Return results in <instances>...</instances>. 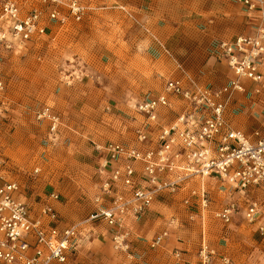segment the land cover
I'll list each match as a JSON object with an SVG mask.
<instances>
[{"label":"rangeland","instance_id":"1","mask_svg":"<svg viewBox=\"0 0 264 264\" xmlns=\"http://www.w3.org/2000/svg\"><path fill=\"white\" fill-rule=\"evenodd\" d=\"M116 1L125 10L116 6L95 12L68 29L51 28L46 37L21 52H0V81L4 86L0 90V179L18 184L28 201L57 193L58 204L67 206L76 218L59 214L65 225L83 223L95 210L100 183L97 148L108 142L134 143L136 121L141 120L134 104L161 94L174 72L169 56L177 57L169 31L180 26V20L182 27L197 32L205 30L210 20H221L223 36L214 41L252 34L264 26L262 14H251L233 0H184L198 13L180 18L173 5L169 12L174 16L159 20L140 14L142 0ZM213 9L227 13L220 18L209 16ZM262 10L264 14V7ZM155 26L166 28L172 40L171 48L165 46L161 56L149 47L153 41H161L153 32ZM208 51L214 57L211 45ZM218 62L223 78L209 84L199 79L201 83L217 88L233 79L228 66ZM234 100L228 118L235 129L250 134L264 128V96L249 92L238 94ZM45 107L51 108L64 125L58 136L51 134L48 122L37 120V112ZM242 116L249 122L247 129L236 123ZM220 185L212 192L217 203L211 211L231 199L229 188ZM186 195L188 191L159 198L163 202L157 217L202 235L197 243L198 264L203 244L216 252L212 264H223V256L234 264H264V242L241 217L224 226L206 214L203 224L197 217L191 219L199 210L184 206ZM113 248L94 245L91 238H84L68 264H130ZM176 253L181 251L175 249L174 256Z\"/></svg>","mask_w":264,"mask_h":264},{"label":"built area","instance_id":"2","mask_svg":"<svg viewBox=\"0 0 264 264\" xmlns=\"http://www.w3.org/2000/svg\"><path fill=\"white\" fill-rule=\"evenodd\" d=\"M233 1L264 16V0ZM97 5L98 0H0V52H21L51 28L79 24L100 9ZM211 47L233 74L227 85L210 87L182 71L166 82L161 94L134 104L141 118L134 143L108 142L97 148L99 190L95 210L82 224H104L117 252L131 251L127 223L146 215L159 198L185 191L184 206L199 209L191 219L199 216L204 222L210 213L230 226L241 217L264 242V128L246 134L228 118L238 94L264 96V26L252 34L214 40ZM173 101L180 109L166 124L161 115L176 105ZM37 120L48 122L52 135L58 133L61 120L51 108L38 111ZM219 184L229 188L231 199L211 211L217 203L212 192ZM58 201L57 193L28 201L18 184L0 179V264L68 263L85 225L63 224L53 205ZM167 237L163 232L150 247H161ZM215 256L203 244L200 264H212ZM222 263L234 264L228 256Z\"/></svg>","mask_w":264,"mask_h":264},{"label":"crops","instance_id":"3","mask_svg":"<svg viewBox=\"0 0 264 264\" xmlns=\"http://www.w3.org/2000/svg\"><path fill=\"white\" fill-rule=\"evenodd\" d=\"M175 1L176 2L173 3V0H142L143 6L140 7L139 12L142 16H150L149 19L157 17L158 20L161 18L165 19L166 17L174 16L173 13L169 12V10L173 8V5L177 6V8H175V15L179 16L180 18L194 16L196 13H198L197 9L191 3H184V0ZM128 4L131 5L132 3L128 2ZM97 6L100 7V9L94 10L89 14V16L95 12L104 11L113 7L115 8L116 6H119L116 7V9L123 8V10H125V7L119 5L116 0H98ZM144 6H146V9H144ZM225 13L227 12L223 9H213L211 10V14L209 16L220 18L224 17ZM180 22L182 25L183 21L180 20ZM223 23V21L217 19L210 20L209 25L206 26V29L199 32H197L196 30H188L181 25H178V27H175L172 31H169L170 35H173L175 41V43H173L175 47L174 49H172V51L176 55L177 60L172 59L169 56L170 60L174 61H172V63L173 65H175V68L174 72L168 80H170L171 78L180 77L182 71L195 77L198 80L200 79L202 81H206V83L208 84L213 82L216 83L223 78V72L218 69V65L216 64L218 60L214 57H210L208 51L211 43L213 42V39L215 37L221 38L223 36V34L219 31L221 30L220 26L223 27ZM153 32H156L159 39L164 43H162L161 41H153L151 45H149V47H153L152 49H155V52L157 54H160L161 56L163 55V50L166 49L165 46L168 45V47H170L169 44H171L172 40L171 37L167 34L168 31H166V28L164 27L155 26ZM187 33L193 35L188 37ZM179 67H181L180 70L178 69ZM175 103L176 102L173 101V104ZM178 109H180V103H176V105L171 109L167 111L165 110V112L162 113L161 117H163L166 124H169L174 120ZM139 121H136V124H138ZM236 123H238V127L240 128H249V126L247 125V123L249 122L248 120H246V116H242L241 118H239ZM60 127L58 132L61 131V129L64 127L63 123L60 125ZM162 202L163 201L161 199H158L152 209L146 215L142 216L136 221H132L126 224V227L130 230V253L124 254L116 251L115 252L117 254H120L123 260H126V262L130 264H198L196 259V252L197 245L199 244L197 243L201 241L202 235L196 232L180 229V227L174 226L176 224L172 221L171 223H169V221H167L166 219L157 217V212H160ZM53 205L55 210L59 214H63L71 220L76 219L74 216H72L71 212H69L67 206L63 207L59 205L58 202L53 203ZM197 218L200 220V222H202L201 217L198 216ZM202 223L204 224V222ZM66 225H80L81 227H83L85 224L68 223ZM102 227L105 228L104 231L98 233L97 231ZM83 228L84 229L81 230L82 242L84 238L86 240L91 238V241L94 245H101L102 247L105 245L111 248L114 247L112 237L108 233V228L104 224H86ZM166 231L168 232V237L163 244L164 246L151 250L149 244H151V242L158 235ZM204 239L205 236L203 234V240ZM82 242L80 243L78 249L70 254V257L73 254L77 253V251L81 248ZM175 249H179L181 251V257L179 259L175 258L174 256ZM126 257L128 260L126 259Z\"/></svg>","mask_w":264,"mask_h":264}]
</instances>
